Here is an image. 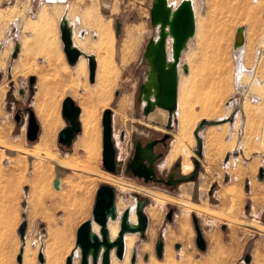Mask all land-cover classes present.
I'll list each match as a JSON object with an SVG mask.
<instances>
[{
	"label": "rangeland",
	"instance_id": "374dc122",
	"mask_svg": "<svg viewBox=\"0 0 264 264\" xmlns=\"http://www.w3.org/2000/svg\"><path fill=\"white\" fill-rule=\"evenodd\" d=\"M101 1V14L106 19L112 20L114 29L118 19L122 23V32L117 39V44L120 42L122 45L126 39L130 62L124 70L122 82L114 87L107 106L95 108L92 103L82 104L84 118L79 135L82 138L84 136V149L61 145L58 136L57 140L56 137L52 138L55 148L51 150L59 158L74 155L83 165L89 160L86 146L89 149L98 146L100 152L93 156L97 169L100 171L96 173L111 176L116 180L120 178L119 180L122 179L123 182L134 186L135 182L124 172L119 175L105 171L103 163V116L105 111L111 110L116 159L122 160L121 163H124L125 158L131 153L134 146L132 145L133 132L134 129H140L139 123L150 126L153 125L151 121L154 118H159L162 123L160 129L163 128L172 134L173 146L179 132L178 120L173 123L172 128L167 129L165 124L167 116L163 111H157L146 119L137 101L138 88L149 76L150 61L144 58V53L148 41L151 38H157L158 35V31L152 28L150 14L155 0ZM183 1L169 0V4L175 8ZM30 2L31 0H17L13 5L14 8H9L5 0H0V42L5 38L4 33L15 17L25 19L34 14L35 0L32 1L33 5ZM194 2L198 30L196 36L189 41L190 47L188 45L189 48L182 54V61L188 72L182 71L183 76L179 79L182 85L181 103L182 100L185 101L186 107L192 109L195 114L194 144L190 146V153L185 152L186 154L178 156L170 167L180 160L183 170L190 172L194 167V157L199 159L200 203L191 200L192 184L183 185L178 196L157 192L172 196L178 201L198 204L217 213L224 212L223 214L237 217L245 222L264 225V0H194ZM115 6L117 9L114 10ZM93 9L95 10V7ZM240 27H246L248 34L247 45L241 51L242 59L238 62L234 52V38ZM137 28L141 29L140 33ZM76 31H78L77 28ZM129 31H133L135 36L129 35ZM77 34L80 39L79 32ZM8 52L5 48L0 56V71L5 70L0 76V138L3 139L6 136L7 142L12 145L22 137L24 149L40 150L42 136L47 134L46 125L44 121L40 122L37 119L33 109L27 106L14 109L13 92L10 91V82L6 74L8 62L4 58L7 57ZM89 112L94 118H91L92 122L88 123L85 116L87 113L90 115ZM179 112L180 108L178 115H180ZM18 116L17 122L16 117ZM228 118L232 119V123L227 120ZM52 122L56 123L57 128L62 124L65 128L67 126L63 118L61 122L56 120ZM91 123H94L90 125L94 126L93 128L88 126ZM95 124L98 126L95 127ZM200 125L204 128L203 132L201 131L204 142L203 158L196 154L198 144L195 131ZM37 126L39 127L38 138L30 142L29 138H34ZM56 129H53V134ZM89 129L96 132L93 133ZM122 132L126 134L123 139L120 138ZM53 134L49 135L50 138ZM95 141L98 143L96 144ZM19 154L11 156L7 150L4 152L0 148V246L14 242L13 235H11V223L7 221L6 212L8 209L12 211L14 207H17L19 211L17 235L21 224L27 222L26 257L28 258L30 247L35 249L36 254L40 245L44 249L46 243L53 241L51 227L54 223L61 226L75 224L77 227L80 223L92 219L91 212L95 207L99 187L109 183L102 182L103 179L95 175H90L97 177H92V180L89 174L87 176L79 171L76 173V171L62 168L52 162L55 167L67 173L61 178L62 191H56L53 188V180L57 177L56 169L47 177V180L44 178L39 181L40 178L36 177V169L40 162L36 160V157L24 158ZM42 161L44 165L49 160ZM227 175L229 179H226ZM87 178H90L92 183L86 180ZM70 180L75 181L74 185L70 183ZM85 183L88 187L83 185ZM212 185L216 186L217 191L209 198V201L207 195ZM111 186L117 190L116 198L120 215L126 208L136 207L134 201L137 197L134 191L137 189L133 190L117 185V183ZM237 189H241L242 192V199L238 206H236L235 196L230 194L231 191ZM152 201L157 205L156 223L153 224L151 220L147 230V239H142L139 235L135 236L134 247L130 250L129 261L125 264H153L154 262L185 264L186 258L187 263L191 261L188 264H209L210 261V264L214 262L215 264H246V255L252 257L250 264H264L263 233L239 224L234 225L214 215L189 210L180 205H176L174 221L170 222L166 216L170 202L165 200V203L161 204L153 199ZM194 214L199 217L202 233H199L194 226ZM185 221H188L190 228L184 233L182 226L186 225ZM47 230L50 239H48ZM188 232L192 235L189 233L190 236ZM159 233L162 234L160 239L163 241H158ZM159 242L165 245L162 258L157 256ZM23 243L25 242L22 241V245ZM34 243L37 247L33 246ZM204 243L206 249L202 250ZM18 244L21 245V242L19 243L17 238L16 245ZM178 245L181 247L179 251L176 248ZM169 252L173 254L174 262L167 261L166 257ZM215 254L216 257H214ZM132 257H135V263L132 262ZM7 261V255L0 254V263ZM114 261L121 262L115 256Z\"/></svg>",
	"mask_w": 264,
	"mask_h": 264
},
{
	"label": "crops",
	"instance_id": "0c3cea01",
	"mask_svg": "<svg viewBox=\"0 0 264 264\" xmlns=\"http://www.w3.org/2000/svg\"><path fill=\"white\" fill-rule=\"evenodd\" d=\"M5 1L9 8H14L13 5L17 0ZM32 1L30 4H34L36 8L34 14L25 19L15 17L4 33L5 38L0 42V56L5 48L9 51L4 58L8 62L6 74L10 82V91L13 92L12 105L14 109L24 108V106L33 109L40 122H47V118L49 121L61 122L63 102L70 98L81 109L79 118L82 122L84 118L82 104H89L94 100L92 95L96 92L97 86L105 82L103 79L112 85V92L114 87L122 82L124 70L130 62L126 39L122 45L120 42L117 44L118 38L112 20L106 19L101 14V0H35L33 4ZM64 18H67L75 33L74 46L84 53L74 66H71L67 60L65 46L61 39L60 24ZM247 34L246 28V39ZM88 56L95 59L94 80H91L90 60L86 58ZM2 72L5 70L0 71V76ZM31 79H34L33 84ZM92 105H94L93 102ZM40 116H46V120ZM64 128V124L58 127L53 138L56 137L57 140ZM77 136L79 137H76L72 147L84 149L81 145L84 136L83 138L79 134ZM51 147L55 148L53 142ZM91 215L92 219L80 223L77 227L75 224L61 226L54 223L51 227L53 241L46 243L43 251L41 247H38L39 251L36 254L35 249L29 246L30 257L27 258L28 236L26 235L25 243L22 245L21 237L16 233L19 225V211L17 207H14L12 211L8 209L6 216L8 223H11V235L14 242L0 246V254H6L8 259L7 262L0 264H18V258L24 249L21 264H42L39 262L40 254L43 255V264H67L66 260L77 249V231L83 223L93 220V211ZM93 232L99 233L94 226ZM47 234L50 239L48 230ZM17 238L21 245H16ZM79 255L80 250H77L75 264H80L81 255L80 257Z\"/></svg>",
	"mask_w": 264,
	"mask_h": 264
},
{
	"label": "water",
	"instance_id": "95a60500",
	"mask_svg": "<svg viewBox=\"0 0 264 264\" xmlns=\"http://www.w3.org/2000/svg\"><path fill=\"white\" fill-rule=\"evenodd\" d=\"M151 25L153 29L158 31L157 38H151L148 41L146 47L144 58H147L151 63V74L147 79V82L142 86L140 101L147 103L145 105V114L147 115L151 111L156 109L164 110L169 115L168 127L172 126V123L176 122V112L178 109V91H179V71L178 66L182 59V53L188 46V41L194 37L196 33L195 27V13L193 9V3L191 0H184L178 7L173 8L169 4V0H155L151 9ZM122 23L118 19L116 22L115 30L116 36H119L122 32ZM61 39L63 45L65 46L64 51L67 56L71 66H74L78 63L79 58L84 55V53L73 43L74 31L73 28L69 25L67 18H64L60 24ZM246 27H240L236 31L235 42H234V52L238 58V62L242 59L241 51L246 45L245 40ZM172 39V60L168 57V44L169 40ZM90 60V74L91 80L95 78L96 63L93 57H86ZM184 71L187 73V68H184ZM34 83V79H31V84ZM63 112L62 116L66 121V128L62 129L59 136V143L66 147H71L75 141L77 135L81 133V121L80 114L81 109L76 103H74L70 98H67L63 102ZM144 104V103H143ZM103 127H104V168L105 171L116 174L117 164L116 160V147L113 140V131H112V116L111 110H106L104 113ZM19 116L16 117L18 121ZM232 123V119H227ZM36 134L33 139L29 138L30 142H33L38 138L39 127H36ZM203 126L200 125L195 131V138L197 142L196 154L198 157L203 158V149L204 142L200 133L203 130ZM0 147L11 152H22L26 155H29L34 158V156L50 160L60 167H64L69 170H79L85 174L95 175L102 177V175L96 172H90L81 167H70L64 165V163L59 159L51 155H46L37 151H29L28 149H15L9 144L0 142ZM150 147V149H149ZM148 148H142V144L138 143L132 163L127 166L126 173L133 174L139 178H144L146 181L149 180L148 174H154V160L153 157V145H149ZM149 149V151H148ZM146 151L147 154H144ZM236 156V152L234 153ZM229 160V157L226 159ZM139 164L140 167L146 170V173H139L136 170L134 171L133 166ZM150 163L149 168L147 164ZM195 170L200 168L199 159L194 157ZM148 173V174H147ZM57 177L53 180V188L56 191H61V176L56 175ZM262 178V176L260 177ZM226 179H229V176H226ZM189 175H183L179 178L181 183L193 182ZM176 184V183H175ZM117 190L111 185H102L97 193L95 207L93 210V220L83 223L77 233V249L68 257L66 260L67 264H74V258L76 251L80 250V264H111L112 254L118 260H123L126 252L125 246V236L126 234H145L147 227L148 217L144 214L143 204L141 201H137L136 205V217L137 223L131 222V208H126L122 215L119 216L117 203ZM208 214V213H207ZM211 214L217 216L221 219H225L228 222H232L236 225H241L250 229H255L260 233L264 234V225L257 223H249L242 220H236L230 218L226 215H220L211 211ZM194 218V217H193ZM110 221H119V235L116 239H112L111 232L109 231L108 224ZM97 224L99 226V233L93 232V226ZM199 231L198 226H195ZM225 228V227H224ZM27 231V222H23L18 231L21 240L25 242ZM201 236V235H200ZM200 241V239H199ZM157 256L158 258L163 257L165 245L163 242L157 244ZM177 250L179 251L181 247L178 245ZM206 249L204 247L202 250ZM22 250L21 255L18 258V264L22 262ZM252 257L246 255L245 262L250 264ZM135 257H132V262L135 263ZM39 262L43 264V255H39Z\"/></svg>",
	"mask_w": 264,
	"mask_h": 264
},
{
	"label": "bare ground",
	"instance_id": "6f19581e",
	"mask_svg": "<svg viewBox=\"0 0 264 264\" xmlns=\"http://www.w3.org/2000/svg\"><path fill=\"white\" fill-rule=\"evenodd\" d=\"M191 1H193L192 3H193V9L194 10H196V8H195V2H194V0H191ZM172 7L174 8V6L172 5ZM178 7V6H177ZM176 8V7H175ZM196 17H197V13H196V11H195V27H196ZM137 30H138V33H140L141 32V29H138L137 28ZM197 30H198V23H197V27H196V32H197ZM130 33H129V35H134V32L133 31H129ZM75 34V33H74ZM236 35V34H235ZM135 36V35H134ZM196 36V33H195V35H194V37ZM246 36V35H245ZM193 37V38H194ZM193 38H191L190 40H192ZM189 40V41H190ZM245 40H246V38H245ZM188 41V42H189ZM247 41V40H246ZM169 42V44H168V57H169V59L170 60H172V45H173V42H172V39L171 40H169L168 41ZM190 43V42H189ZM188 43V45H189V47H190V44ZM79 44V43H78ZM188 46H187V48H189ZM187 48L183 51V53H185L186 52V50H187ZM171 51V53H169ZM182 53V54H183ZM182 56V55H181ZM186 66L184 65V63H183V61H182V59H181V62H180V64H179V66H178V71H179V79H180V76L182 77L183 76V73H182V71L185 73V71H184V68H185ZM150 70H151V63H149V70H148V72H149V76H148V78L150 77V74H151V72H150ZM108 78V77H107ZM147 78V79H148ZM103 81H105V82H103ZM103 83L102 84H100L99 86H97V90H96V92L92 95L93 96V98L92 99H94L93 101H91V103L93 102V106H95V108H97V107H103L104 108V106H107L108 104H109V100H110V97H111V93H112V85L108 82V81H106V79H103ZM178 85H179V91H178V109L180 108V112H179V114L180 115H178L177 114V112H178V109H177V112H176V114L178 115V119L176 118L177 117V115H176V117H175V120H178V129H179V132H178V134H177V136H176V139H175V141H174V145L172 146V149L170 150V153L168 154V156H167V160L164 162V167H166V168H168V167H170L177 159H178V156H180L181 154H183V153H190V146H192L193 144H194V139H193V130H194V128H193V126H194V115L195 114H193V110L192 109H188V107H186V104L183 102V100H182V103H181V100H180V90H181V82H179V80H178ZM92 96H90V98L92 97ZM144 105H147V103L146 102H144ZM214 105V104H213ZM212 105V106H213ZM215 107H216V105H214ZM213 109H214V107H213ZM53 110V109H52ZM90 112H92V111H90ZM89 112V114L90 115H88V113L86 114V116H85V119H86V121L89 123V122H92V119L91 118H94V116L92 117L91 116V113ZM93 113V112H92ZM91 116V117H90ZM49 117V116H48ZM45 118V117H44ZM52 119V118H51ZM55 119V118H54ZM91 119V120H90ZM46 120V119H45ZM53 120V119H52ZM60 120V119H59ZM96 120H97V118H96ZM57 121V120H56ZM95 120H93V122H94ZM45 122V121H44ZM60 122V121H59ZM97 122V121H96ZM46 126H45V131L47 132V134L46 135H44V136H42V140H41V142H40V147H41V149L40 150H37V149H33V150H30V149H28L29 151H31V152H33V151H37V152H40V153H43V154H46V155H51V156H54V157H56V158H59L58 156H56L54 153H52V147H51V144H52V142H53V137H51L50 138V134L52 133L53 134V129H56L57 127H56V123H54V122H52L51 120L49 121V118H47V122H45L44 123ZM61 124V123H60ZM94 124V123H93ZM92 123L91 124H89L88 126H90V125H93ZM97 124H99V123H97ZM96 126H98V125H96L95 124V127ZM56 127V128H55ZM58 127H60V126H58ZM91 128H93L94 126H90ZM89 127V128H90ZM44 129V128H43ZM87 130H88V127H87ZM90 130V129H89ZM52 131V132H51ZM91 132L93 131V130H90ZM89 131V132H90ZM95 131V130H94ZM94 131H93V133H94ZM51 132V133H50ZM96 132V131H95ZM203 132V131H202ZM201 132V133H202ZM44 133V132H43ZM92 133V134H93ZM201 133H200V137H201ZM97 135V134H96ZM53 136V135H52ZM93 137L95 136L94 134L92 135ZM95 138V137H94ZM86 139H87V136H86ZM98 139V138H97ZM94 140H96V139H94ZM104 140V139H103ZM0 142H2V143H7V144H9L8 142H7V137L6 136H4L3 137V139L2 138H0ZM96 142V141H95ZM98 142H96V144H97ZM95 144V145H96ZM10 145V144H9ZM23 145H24V139L21 137V138H18V140L15 142V144H12L11 146L12 147H14L15 149H24V147H23ZM82 146L84 145V141L82 142V144H81ZM92 146V145H91ZM94 146V145H93ZM92 146V147H93ZM84 147V146H83ZM1 148V147H0ZM1 149H3V148H1ZM85 149H87V154H88V157H89V160H88V162L87 163H85V164H81V161L78 159V157H76V156H69V157H67V158H59L63 163H64V165H68V166H70V167H81V168H83V169H85V170H88V171H90V172H99L100 173V171H98V169H97V164H96V161L94 160V158H93V156L94 155H96V153L98 154L100 151H99V148H98V146H97V148L95 147L94 149L92 148V149H89V147L88 146H86V148ZM6 150V149H5ZM4 151V150H3ZM7 152H8V154L9 155H11V156H15L16 154H19V153H21V154H19V155H21L22 157H24V158H26V157H28L29 155H27L26 156V154L25 153H22V152H11V151H8L7 150ZM185 153V154H186ZM144 154H147L148 155V152L146 153V151H144ZM29 157H31V156H29ZM28 157V158H29ZM34 157H36V160L38 161V162H40L39 164H38V167H37V169H36V177H38V179H39V181H42V180H44V178H46V180L48 179L47 177H49V175L50 174H52V172L54 171V169H56V171H57V175H59V176H61V178L63 177V175H65V174H67L64 170L62 171L61 169H59V168H57V167H55V165H54V163H52V161L50 162V160L48 161V163L45 165H43L42 163H43V161L42 160H45V159H43V158H41V157H37V156H34ZM33 157H31L30 159H32ZM41 159V160H40ZM103 159H104V150H103ZM34 160V159H33ZM133 169H134V171L136 170L137 172H139V173H146V170L145 169H143L142 167H140L139 166V164L137 163L135 166H133ZM73 171H76V170H73ZM77 171H79V170H77ZM77 171H76V173H77ZM79 172H81V171H79ZM75 173V172H74ZM83 173V172H82ZM98 173V174H99ZM100 175H102V179L103 180H101L102 182H104V183H109V184H111V185H115V183H117V185L119 184V185H123V186H126V187H128V188H131V189H133V190H139V191H141V192H143V193H145V194H147L149 197H151L154 201H156V202H158V203H165V200L166 201H169L171 204H174V205H177V206H184V207H186V208H188L189 210L191 209L192 211H196V212H201V213H205V214H207V215H212L211 214V211L212 210H210V209H205V208H203V207H201V206H199L198 204H191V203H189V202H187V201H182V200H177V199H175V198H173L172 196H168V195H163V194H160V193H158V192H153V191H147V189L145 190V189H142V188H139V187H137V186H133V185H130V184H127V183H125V182H123L122 181V179L121 180H119L118 178V180H116V179H114V178H112L111 176H108V175H103V174H100ZM87 176H88V174H87ZM77 177H78V175H77ZM81 177V176H80ZM89 177H91V179L93 180V178L92 177H94V178H97V177H95V176H90L89 175ZM90 178H87L86 180H88V181H91V183H92V180H91ZM73 182H75V181H73V180H70V183H72L73 184ZM87 182V181H86ZM95 182V181H94ZM88 183V182H87ZM87 183H85V184H83L85 187H88L87 186ZM61 184H62V182H61ZM89 184V183H88ZM74 185V184H73ZM90 185V184H89ZM185 185H187V184H185ZM75 186L77 187V185L75 184ZM83 187V186H82ZM126 187H125V189H126ZM61 189H62V185H61ZM73 189H75V188H73ZM87 190V189H86ZM241 190V189H240ZM239 189H237V190H233V191H231V193L230 194H233L234 196H235V199L237 200L236 202H237V204H236V206H238V205H240V200L242 199L241 197H242V192L240 191ZM62 191V190H61ZM74 191V190H73ZM257 202V201H256ZM116 203H117V198H116ZM117 209H118V203H117ZM132 209V211H131V214H130V217H131V222L132 223H137V218L138 217H136V213H135V211H136V207L135 208H131ZM215 212V211H214ZM146 213H147V215L150 217V219L154 222L153 224H155L156 222V219H157V205H153V206H151L150 208H148L147 210H146ZM215 213H217V212H215ZM224 213V212H223ZM223 213L222 212H219V213H217V214H220V215H223ZM118 214H119V209H118ZM224 215H226V214H224ZM119 216H121L120 214H119ZM226 216H228V215H226ZM228 217H230V218H233V219H238L237 217H231V216H228ZM186 222V225L185 226H182V229H183V231H184V233L186 232V230L188 229V228H190V227H188V221H185ZM234 224V223H233ZM232 224V225H233ZM235 225V224H234ZM108 228H109V231L111 232V237L112 238H117L118 237V235H119V221H110L109 222V224H108ZM94 229L98 232L99 231V226L97 225V224H94ZM189 230V229H188ZM190 232H188V234H189ZM191 235H192V233H190ZM189 234V235H190ZM26 235V234H25ZM138 235V234H137ZM137 235H133V234H126V236H125V246H126V252H125V256H124V259L119 263V262H115L114 261V257H113V255H114V253L112 254V258L113 259H111V261H112V263L111 264H125V263H127L128 261H129V256H130V250L134 247L133 245H134V243H135V236H137ZM190 235V236H191ZM215 238V237H214ZM214 238H211V239H214ZM188 239H190V237L188 238ZM218 241V240H217ZM198 243V242H197ZM213 243H214V241H213ZM218 243V242H217ZM220 244V243H219ZM25 246H26V244H25ZM24 246V247H25ZM25 250V249H24ZM220 252H221V250H219ZM211 254V253H210ZM219 255H221V254H219ZM213 256V255H212ZM79 257H80V255H79ZM174 256H173V254H171V252H169V253H167V261L170 263V262H174L175 261V259L173 258ZM209 257H211V256H209ZM214 257H216V254L214 255ZM213 257V260L215 259ZM220 258L222 259V257L220 256ZM220 259V260H221ZM186 260H187V258H186ZM185 260V264H188V263H190L189 261H188V263H187V261ZM209 260V259H208ZM216 260H218L219 261V259H217L216 258ZM74 261H75V258H74ZM73 261V262H74ZM211 262V261H210ZM210 262H209V264H210ZM222 262V261H221ZM183 263V262H182ZM220 263V262H219ZM74 264H75V262H74ZM153 264H159V263H157V262H154ZM171 264V263H170ZM213 264V263H212ZM214 264H215V262H214ZM217 264V263H216Z\"/></svg>",
	"mask_w": 264,
	"mask_h": 264
},
{
	"label": "flooded vegetation",
	"instance_id": "af4514ba",
	"mask_svg": "<svg viewBox=\"0 0 264 264\" xmlns=\"http://www.w3.org/2000/svg\"><path fill=\"white\" fill-rule=\"evenodd\" d=\"M146 82H147V78L138 88L137 101H138L139 108L141 109L143 115H145L146 119H148L151 116V114H153L157 111H163L164 114H166V116H167L166 120H165L166 128L167 129L172 128L173 123H172V126H170V127H168V125H167L168 120H169V115L166 111L156 109L154 111H151L147 115L145 114V107L146 106L143 104L144 103L143 98H142V101H140V97H141L140 94H141L142 86H144L146 84ZM118 95H119V93H118ZM153 117H151V118H153ZM151 122L153 123V125H150V126L146 125L144 123H139L140 129H138V130L134 129L133 137H132V139H133L132 145H134V146H133L129 156H127L125 158L124 163H121L122 160L119 161L116 159L118 161V164H117L118 170H117L116 174L121 175V173L124 172V174H126L127 176H130V178L135 182L134 186H137L139 188H142L145 190L147 189V191L151 190L153 192L160 191L164 194L166 193V194L174 195V196L179 195L178 193L181 192V187L183 185L192 184L193 185V191H192V195H191V200L193 202L196 201V202L200 203V200H199V196H200L199 178H200V173H201L200 168L198 170H195V165H194L193 169L190 172H185L183 170V165H182V162L180 160H178V162H176L172 167L164 168L163 167L164 162L167 160L168 153H169L170 148L172 146V134L168 131H165L163 128L160 129L162 127V125H161L162 123H161L159 118H154L153 121H151ZM145 131H146V133H145ZM125 135L126 134L124 132H122L120 135V138L123 139L125 137ZM138 143L142 144V148H148L149 145H153V157L155 158L154 165H153L154 174L151 175V173H149V174L147 173L148 178H149L148 181H146L144 178H139L137 176H134L133 174H131V172L129 174L126 173L127 166L132 163L134 153L136 151ZM146 164H147V168H149L150 163H146ZM183 175H189L192 179L194 178L193 182H189V183L177 182V181H179V178ZM102 185H106V184H102ZM216 191H217L216 186H214V185L210 186L209 190H208L209 197L207 195V199L209 200V198L212 197L213 194L216 193ZM134 192L136 193V197H137L136 201H134V202L136 203V205H137L138 200L142 202V204H143L142 205L143 206L142 211L148 217L145 234L141 235L139 233L138 235L142 239H147V233H148L147 230L149 228L151 219L147 215L146 210L148 208H150L151 206L155 205V203L152 201V198L149 197L147 194L141 193L137 190ZM133 208H135V206ZM176 208H177L176 205L169 203V206L167 207L168 210L166 212V216H167L168 221H170V222L174 221L175 212L177 211ZM193 217H194L193 218L194 226H198V228H199L198 232L202 233V229L200 228L199 217H197V215H195V214L193 215ZM160 237H162L161 233L158 234V238H159L158 241H163L162 239H160Z\"/></svg>",
	"mask_w": 264,
	"mask_h": 264
},
{
	"label": "built area",
	"instance_id": "2783aa9c",
	"mask_svg": "<svg viewBox=\"0 0 264 264\" xmlns=\"http://www.w3.org/2000/svg\"><path fill=\"white\" fill-rule=\"evenodd\" d=\"M17 36V35H16ZM38 243V242H37ZM33 246H36V243L33 244ZM42 245H40L41 247ZM42 251L44 250L42 247L40 248Z\"/></svg>",
	"mask_w": 264,
	"mask_h": 264
},
{
	"label": "trees",
	"instance_id": "16d2710c",
	"mask_svg": "<svg viewBox=\"0 0 264 264\" xmlns=\"http://www.w3.org/2000/svg\"><path fill=\"white\" fill-rule=\"evenodd\" d=\"M119 37H120V35L119 36H117V38L119 39Z\"/></svg>",
	"mask_w": 264,
	"mask_h": 264
}]
</instances>
